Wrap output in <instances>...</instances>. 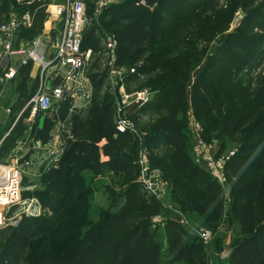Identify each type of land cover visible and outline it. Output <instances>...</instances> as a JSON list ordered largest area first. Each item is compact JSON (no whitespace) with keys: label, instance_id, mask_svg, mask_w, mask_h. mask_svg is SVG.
I'll use <instances>...</instances> for the list:
<instances>
[{"label":"trees","instance_id":"obj_1","mask_svg":"<svg viewBox=\"0 0 264 264\" xmlns=\"http://www.w3.org/2000/svg\"><path fill=\"white\" fill-rule=\"evenodd\" d=\"M159 3L177 13L193 9L191 0H160ZM28 8L36 12L34 23L31 28H22L19 34L33 40L40 30L38 21L42 20L45 8L40 3ZM108 9L111 21L107 29H116L117 65L137 68L140 75L151 74L160 67L164 70L160 81H171L170 85L153 90L154 99L138 108L142 113L164 114L159 138L170 148L172 161L153 166L165 172L170 165L168 169L173 172L174 164L181 169L188 184L211 196L216 207L222 210V186L204 166L195 162L190 153L186 131L190 109L202 123L206 136L214 135L218 141L227 137L231 140L236 136L240 138L237 154L227 162L225 169L235 178L232 194L244 237L234 246L229 264H264V222H257L258 204L255 202L256 198L264 201V148L254 144L259 127L245 131L247 123L264 110V77L256 88L243 79V75L256 66L264 51V16L249 14L244 17L218 48L203 76L193 85L189 98L187 86L192 68H183L181 60L164 62L163 55L156 50L162 39L160 27L169 26L170 20L156 9L144 5L142 0H127ZM124 23L128 25L121 29ZM96 33L95 30L84 35V50H100V38ZM184 58L186 62L193 61L195 51L186 50ZM91 78L96 96L104 80L97 75ZM26 85L24 82L23 87ZM70 108L71 100L63 102L58 116L66 120ZM115 116L116 102L110 95H105L100 102H95L94 98L87 111L73 115V137L67 138V147L59 165L45 171L40 178L49 185L53 201L59 203L63 195H69L87 170L100 167L101 153L106 157L107 168L114 172H129L137 167L122 154L119 142L113 141L114 135L117 140H124L131 134L117 133ZM41 123L40 139L47 142L56 123L54 118L45 115L39 117L36 129ZM26 130L27 126L21 129ZM21 131L13 129L3 142L0 149L3 162L17 145ZM249 171H256L259 177L246 182L245 173ZM34 196L45 208L41 197L37 193ZM153 200L162 208L159 200ZM54 224V217L44 214L26 217L19 226L0 230L5 238L0 264H160L162 261V251L149 220L134 208L104 216L103 224L93 227L87 239L78 240L69 252L50 249L42 240L43 232ZM178 226L182 225L172 220L168 229L177 234L180 231ZM32 247L36 254H29ZM197 259L202 261L203 253L191 245L180 249L164 264Z\"/></svg>","mask_w":264,"mask_h":264},{"label":"rangeland","instance_id":"obj_2","mask_svg":"<svg viewBox=\"0 0 264 264\" xmlns=\"http://www.w3.org/2000/svg\"><path fill=\"white\" fill-rule=\"evenodd\" d=\"M86 4L89 24L85 35L96 30V34L100 38V50L86 68L85 75L91 80L93 75L104 80L103 86L96 96L94 89L92 103H94V98L95 102L102 101L105 95H110L112 100L117 103L118 91L115 89L117 84L109 77L112 59L104 45L109 35L116 34V29H107L111 21L110 15L107 14L109 9L99 14L97 13L96 0H86ZM191 4H193V9L184 10L182 13H177L172 8L162 6L160 3L154 8L171 23L169 26L160 27L162 39L157 43L156 50L163 55L164 62L181 60L183 68L188 66L192 68L187 86L189 98L193 85L203 76L210 60L217 54L218 48L244 17L249 14L264 16V0H191ZM26 7L27 5L19 3L17 0H0V23L5 22L12 14L23 12ZM38 23L40 30L37 36L42 37L45 43L52 46L56 40L55 32L61 30L62 23L51 20L46 9L42 20H39ZM127 25L124 23L121 29ZM164 36L166 38H163ZM186 50L195 51L196 58L193 61H185L184 52ZM163 74L164 70L159 67L151 74L131 77L127 82V88L129 90H158L171 84V81L167 83L160 81ZM263 77L264 51L256 66L248 70L243 75V79L246 84L256 88ZM23 88V95L18 97L17 105L11 113L10 135L13 129L18 128L21 131L22 127L27 126L26 124L29 122L32 105L15 123L21 110L35 95H28L25 86ZM10 96L14 98L15 94L12 92ZM2 101L5 99L0 100V103ZM92 103L82 109V114L91 107ZM78 109L80 110V108ZM123 115L134 123L137 132L129 134L130 136L124 140H117V136L114 135L113 141H118V148L122 154L137 164L135 169L129 172H114L107 168L106 159L101 153L100 167L87 170L84 177L75 183L72 192L69 195H63L59 203L53 201L49 185L46 182L40 178H33L32 175L24 179V197H31L37 193L45 204V214L55 219L54 226L43 232L42 240L46 246L50 249L69 252L78 240L87 239L93 227L103 224L104 216L134 208L142 212L149 220V226L162 251L160 264H164L180 249L191 245L197 246L198 252L203 253V260H181L175 264H229L234 246L244 237L241 220L236 213L237 203L232 194L235 178L225 169L226 181L223 184L218 182L223 188V208L221 210L216 207L211 196L205 195L200 188L186 182L185 175L180 168L173 164L172 167L175 168V171L172 172L168 169L169 165L165 172L160 169L161 179L166 184L161 208L153 200L155 196L145 190L141 184L142 168L139 160L141 153L145 151L151 165L172 161L170 148L165 146L159 138L164 114L142 113L137 107H129ZM188 115L186 131L189 149L197 164H199L197 147L200 140H203L208 146H212L211 154L215 159L226 158L238 150L239 137L236 136L233 140L227 137L224 141H218L213 138L214 135L206 136L202 123L195 117L191 109ZM118 117L116 114L114 122ZM7 119V112L1 110L0 122L4 124ZM258 127L259 133L254 144H260L264 148V110H261L247 123L245 131L255 130ZM21 132L20 139L27 137L26 131ZM0 163L2 165L10 164V162L4 164L1 155ZM202 166L209 171L205 165ZM152 167L158 168L153 165ZM258 177L259 173L256 171L245 173V178L248 180L246 182L253 181ZM255 202L258 204L257 222L263 223L264 201L256 198ZM176 211L183 212L186 219L178 216ZM158 216L162 217V220L155 222L154 220ZM172 220L182 225L178 226L180 231L177 234L168 229V224ZM206 231L212 235L208 242L201 237V234ZM4 239L0 234V252ZM28 252L36 254L33 247Z\"/></svg>","mask_w":264,"mask_h":264},{"label":"built area","instance_id":"obj_3","mask_svg":"<svg viewBox=\"0 0 264 264\" xmlns=\"http://www.w3.org/2000/svg\"><path fill=\"white\" fill-rule=\"evenodd\" d=\"M24 3L27 8L18 14H12L5 22L0 23V84L13 79L17 74L14 56L16 55L15 40L22 28H31L36 12L30 6L40 3L44 7L51 20L62 23L53 44L55 48L46 59L45 42L42 37H37L28 43L26 59L23 65L35 62L40 66V86L29 103L21 110L20 116L32 105L31 114L28 119L27 137L19 139L16 145V153L2 165L0 163V230L7 227H17L26 217H39L45 214V208L41 201L35 197H24V179L31 173L30 168H40L48 171L57 167L65 153L67 138H72V115L78 110L77 105L70 108L69 116L62 120L58 114L57 104L67 100L82 98L86 106L91 104L94 94L92 80L85 75L86 68L94 60L98 52L93 49H83L85 30L89 24L86 0H17ZM127 0H96L97 13L102 14L114 5H120ZM144 3V1L142 2ZM106 51L111 55L112 67L109 77L116 84L118 100L116 103V114L118 119L115 127L118 134L136 133L134 123L124 116L129 107L141 108L150 103L155 97V91L151 89L129 90L127 82L131 76H140L137 68H123L117 65V38L109 35L105 40ZM44 48V54L41 50ZM83 112V111H82ZM54 118L58 136L57 146H48V143L40 141L34 145L36 125L40 116ZM53 138H55L53 136ZM33 151L29 162L20 164V160L30 151ZM212 146H208L203 140L199 141L197 147L198 163L205 165L212 177L219 183L226 181L225 168L227 162L235 156L237 151L226 158L215 159L211 154ZM142 168L141 184L145 190L151 193L157 200L162 202L163 191L166 184L161 179V170L152 167L148 154L143 151L139 160ZM176 214L186 219L183 212ZM162 217L155 218L160 222ZM201 237L208 242L212 235L206 231Z\"/></svg>","mask_w":264,"mask_h":264},{"label":"crops","instance_id":"obj_4","mask_svg":"<svg viewBox=\"0 0 264 264\" xmlns=\"http://www.w3.org/2000/svg\"><path fill=\"white\" fill-rule=\"evenodd\" d=\"M55 33H56V37H57L58 32L56 31ZM37 37H40V36H36L35 38H37ZM30 41L31 40H29L23 36H20V34H18V36L15 40L16 55L14 56L15 65L17 67V74L13 79L7 80L6 83L0 84V100L5 99V101L1 102L2 104L0 103V111L5 110L8 114L7 121L4 124L0 122V149H1L2 144L5 141V139L10 135L9 134V132H10V128H9L10 117H11V113H12L13 109L17 105L18 97H21L23 95V83L26 82L27 85L25 88L28 91V95H30V96L33 94H36V92L38 91L39 86H40V79H41L40 66L35 62H29L26 65L22 64V61L24 59H26V53L25 52L27 51V46H28V43ZM53 44H54V42H53ZM53 44H52V46L47 44V43H45V45H44L45 48H48L47 52L45 53L47 60L50 59L49 58L50 52H52L55 49L53 47ZM41 53L44 54V48L41 50ZM12 92L15 94L14 98H12V96H10V94ZM73 105H77L78 108H80V110L78 109L76 111V113H74V114H82V109H84V107H87L85 101L80 97L77 98L76 100L71 101V107ZM61 107H62V105L59 103L56 106V108L59 109V111H60ZM73 115H72V117H73ZM71 120H72V118H71ZM56 132H57V128L55 125L54 129L51 131L50 139L47 142H45V143H48V146H52V145L57 146L59 140H58V136L55 135ZM53 136L55 138H53ZM15 153H16V146L6 155L5 162L9 161L14 156ZM105 159H106V157H105ZM30 171H32L31 173H35V177H33V178H36V179L41 178L42 174L45 172L43 169L34 168V167L30 168Z\"/></svg>","mask_w":264,"mask_h":264},{"label":"water","instance_id":"obj_5","mask_svg":"<svg viewBox=\"0 0 264 264\" xmlns=\"http://www.w3.org/2000/svg\"><path fill=\"white\" fill-rule=\"evenodd\" d=\"M160 0H144V5H146L147 7L154 9L156 7V5L159 3ZM43 131V123H41V125L37 128L35 136H34V145H37L38 142L40 141L41 138V133ZM33 154V151L30 150L21 160H20V164L29 162L31 159V156Z\"/></svg>","mask_w":264,"mask_h":264}]
</instances>
